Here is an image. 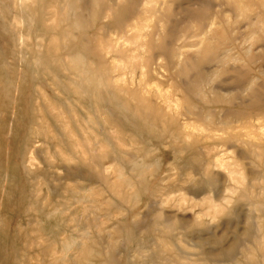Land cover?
Returning a JSON list of instances; mask_svg holds the SVG:
<instances>
[{"label": "rangeland", "instance_id": "374dc122", "mask_svg": "<svg viewBox=\"0 0 264 264\" xmlns=\"http://www.w3.org/2000/svg\"><path fill=\"white\" fill-rule=\"evenodd\" d=\"M0 264H264V0H0Z\"/></svg>", "mask_w": 264, "mask_h": 264}]
</instances>
